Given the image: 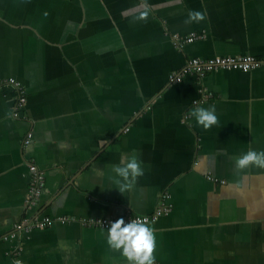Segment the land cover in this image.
I'll return each instance as SVG.
<instances>
[{
  "label": "crops",
  "instance_id": "1",
  "mask_svg": "<svg viewBox=\"0 0 264 264\" xmlns=\"http://www.w3.org/2000/svg\"><path fill=\"white\" fill-rule=\"evenodd\" d=\"M173 33L198 38L177 49ZM247 54L264 57V0H0V80L26 97L15 116L0 87V264H129L86 220L151 214L165 192L170 212L144 222L154 262L264 264V169L235 167L264 149V65L169 80L190 58ZM210 105L204 129L191 109ZM133 152L144 175L120 192L110 165Z\"/></svg>",
  "mask_w": 264,
  "mask_h": 264
},
{
  "label": "clouds",
  "instance_id": "2",
  "mask_svg": "<svg viewBox=\"0 0 264 264\" xmlns=\"http://www.w3.org/2000/svg\"><path fill=\"white\" fill-rule=\"evenodd\" d=\"M200 19H203L202 12L190 10L186 22ZM191 113L196 123L204 129L217 123L214 105L193 107ZM249 165L264 169V149H249L235 160L237 169L243 170ZM144 171L143 161L133 152L127 157H122L119 163L110 165L108 182L120 192H124L133 188L138 178L144 175ZM106 243L109 249L119 251L129 264H154L156 236L153 228L139 219H131L126 223L124 218L120 217L110 221L107 226ZM12 264H22V261L14 259Z\"/></svg>",
  "mask_w": 264,
  "mask_h": 264
},
{
  "label": "built area",
  "instance_id": "3",
  "mask_svg": "<svg viewBox=\"0 0 264 264\" xmlns=\"http://www.w3.org/2000/svg\"><path fill=\"white\" fill-rule=\"evenodd\" d=\"M198 38V35L195 33H191L186 36L179 35L177 33H173L171 36V40L174 44V46L177 49H181L183 45L189 41H192L193 39ZM259 65H264V57L258 58L252 55H237V56H231V57H222L215 60H201L199 58L193 57L188 59L185 66L179 70L178 72H174L170 74L169 80L171 82H176L180 80V78L186 74V73H192L196 74L198 77H202L206 71H209L211 69H215L217 67H238L242 70H250L253 69ZM8 84L12 87H14V90H16V100L12 105V112L13 115L17 116L18 112L24 107L26 102L25 92L20 83L14 79V78H7L4 80H0V87L4 84ZM30 134H27L25 139L23 140L24 144H28L30 141ZM30 169L33 171L34 177L33 182L30 186V196L27 200L28 204L31 206L36 201L37 197L39 196L40 192L42 191L43 186V178L42 175H40L36 169V166L30 165ZM210 179L214 180L211 176H209ZM170 194L165 192L161 195L157 207L154 209V211L151 214L147 215H135V214H128L123 216L125 222L127 223L131 219H139L142 222H146L148 220H155L158 216L167 214L171 210V202L169 201ZM117 218H97V219H87L86 222L89 225H94L98 227L107 228L110 221H113ZM51 223V220L48 218H44L41 220H34L32 222H22L18 223L15 226V229L11 231L9 236H13L17 230H30L33 227H43L45 225H48ZM8 236H5L4 238H7ZM154 264H158L157 262H154Z\"/></svg>",
  "mask_w": 264,
  "mask_h": 264
}]
</instances>
